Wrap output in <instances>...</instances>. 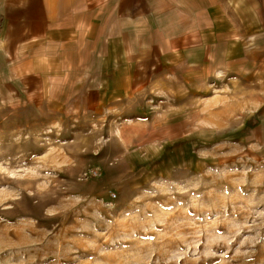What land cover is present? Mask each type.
Instances as JSON below:
<instances>
[{
    "label": "rangeland",
    "instance_id": "rangeland-1",
    "mask_svg": "<svg viewBox=\"0 0 264 264\" xmlns=\"http://www.w3.org/2000/svg\"><path fill=\"white\" fill-rule=\"evenodd\" d=\"M165 103L53 117L0 92V264H264V152L208 112L192 142Z\"/></svg>",
    "mask_w": 264,
    "mask_h": 264
},
{
    "label": "crops",
    "instance_id": "crops-1",
    "mask_svg": "<svg viewBox=\"0 0 264 264\" xmlns=\"http://www.w3.org/2000/svg\"><path fill=\"white\" fill-rule=\"evenodd\" d=\"M0 92L53 117L135 119L160 97L192 142L208 112L260 156L264 0H0Z\"/></svg>",
    "mask_w": 264,
    "mask_h": 264
}]
</instances>
